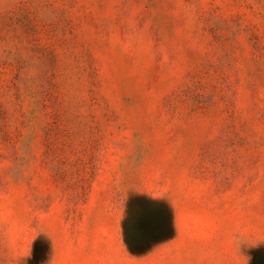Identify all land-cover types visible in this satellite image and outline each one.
<instances>
[{
  "label": "rangeland",
  "instance_id": "374dc122",
  "mask_svg": "<svg viewBox=\"0 0 264 264\" xmlns=\"http://www.w3.org/2000/svg\"><path fill=\"white\" fill-rule=\"evenodd\" d=\"M240 261L264 264V0H0V264Z\"/></svg>",
  "mask_w": 264,
  "mask_h": 264
},
{
  "label": "clouds",
  "instance_id": "9594fccd",
  "mask_svg": "<svg viewBox=\"0 0 264 264\" xmlns=\"http://www.w3.org/2000/svg\"><path fill=\"white\" fill-rule=\"evenodd\" d=\"M241 240L246 241V242L248 243V245H249V246H252V247H256V246L259 245V244H256V243H252V242L249 241L247 238H243V237H242V238L238 241L239 250H240V242H241ZM239 264H243V262L240 261Z\"/></svg>",
  "mask_w": 264,
  "mask_h": 264
}]
</instances>
